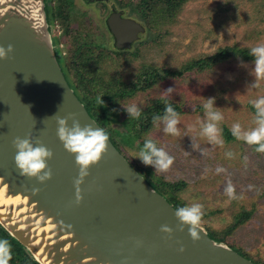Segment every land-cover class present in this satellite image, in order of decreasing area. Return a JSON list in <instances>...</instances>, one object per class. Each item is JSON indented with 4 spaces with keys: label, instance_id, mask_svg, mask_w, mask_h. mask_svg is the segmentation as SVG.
Instances as JSON below:
<instances>
[{
    "label": "water",
    "instance_id": "water-1",
    "mask_svg": "<svg viewBox=\"0 0 264 264\" xmlns=\"http://www.w3.org/2000/svg\"><path fill=\"white\" fill-rule=\"evenodd\" d=\"M47 7L46 0H0V46H13L0 59V226L38 264H262L211 237L202 224L193 242L187 227L177 228V207L110 137L80 185L83 200L75 202L79 169L57 136L56 117H69V126L73 119L103 126L75 91ZM112 20L120 47L143 31ZM130 29L135 38L127 36ZM29 135L53 151L52 178L44 183L22 176L15 164L13 140ZM165 224L173 229L170 239L160 231Z\"/></svg>",
    "mask_w": 264,
    "mask_h": 264
},
{
    "label": "rangeland",
    "instance_id": "rangeland-1",
    "mask_svg": "<svg viewBox=\"0 0 264 264\" xmlns=\"http://www.w3.org/2000/svg\"><path fill=\"white\" fill-rule=\"evenodd\" d=\"M176 1H179L178 7L170 9L164 0H149L152 4L145 12V18L140 0H134L137 12L130 11L129 14L136 21L143 22L145 32L129 50L114 49L104 30L99 37L96 36L98 44L92 52H88L94 60L85 69L82 68L84 63H81L83 52L72 55L74 45L67 50L65 68L74 86L80 81L79 70L83 71L81 76L85 79L93 76L99 78L93 88L102 100L113 104L108 112L111 118L108 127L119 130L116 140L122 146V152L131 163L148 167L155 178L162 176L167 181L185 180L187 184L179 193L181 205L202 204L203 212L207 215L201 224L208 231L216 230L219 236H223L236 221L237 215L239 218L243 212L251 211V216L222 241L240 253L239 249H242L251 256L249 258L263 264L264 155L243 141L226 140L223 131V146L209 143L200 132L205 120L203 105L209 97H215L214 106L224 116L219 125L222 130L225 126L231 129L237 122L245 129L252 127L255 112L250 101L264 96V80L259 82V87H252L253 60L239 55L220 60L206 70L189 69L180 75L169 74V71L182 70L187 63L209 57L221 47L236 44L251 49L264 43V0ZM46 2L51 7L57 0ZM113 2L111 7L120 5L119 0ZM70 12L71 21L89 30L98 22L99 14L84 0H72ZM61 25L54 24L59 41ZM78 29L83 31L80 27ZM91 32L94 33L93 30ZM57 54L59 60L62 59L59 49ZM241 61L243 67L240 66ZM149 74L148 79L139 78ZM151 82L152 86L142 90L143 84L150 85ZM169 88L173 89L171 93L166 92ZM125 89L131 95L119 98L115 92ZM159 96L168 97V102L179 106L181 111L179 136L165 134L162 124L159 128L154 126L145 135V138H153L158 146L164 147L175 158L166 173L157 174L153 166H145L135 157L141 149L139 144L142 140L135 138L132 145V140H125V128L131 129L132 124H123L122 120L128 114L124 105L136 104L142 110ZM116 113L117 121L112 119L117 117ZM227 152L233 156H226ZM219 167L226 169V172L217 173ZM229 181L234 185L236 195L242 199L230 200L225 194ZM249 185L253 187L249 188Z\"/></svg>",
    "mask_w": 264,
    "mask_h": 264
},
{
    "label": "clouds",
    "instance_id": "clouds-1",
    "mask_svg": "<svg viewBox=\"0 0 264 264\" xmlns=\"http://www.w3.org/2000/svg\"><path fill=\"white\" fill-rule=\"evenodd\" d=\"M50 23L52 24V22ZM138 24L143 30L145 29L142 21ZM54 29L55 26L53 24L52 32L55 34ZM60 46L64 59L62 41ZM12 51L13 46L11 44L8 45L7 49L0 46V59H7L8 53ZM249 55L254 58V69L251 72L254 76V81L251 86L259 87V82L264 80V43L252 47L249 51ZM240 66H244L243 61H241ZM172 90V88H169L166 92L171 93ZM103 103L104 101L100 98L99 104L102 105ZM250 103L255 109L252 120L253 126L245 129L237 122L231 126L230 130L236 140L254 146V150L257 153L264 154V96L254 99L250 101ZM214 104L215 97H209L207 98V103L203 105L205 120L201 124L200 134L205 137L209 143L223 146L222 129L219 125L220 122L224 120V116L220 111L216 110L217 108ZM124 107L129 114V118L138 119L140 117L141 109L136 104L124 105ZM56 119L58 123L57 136L63 143L64 148L75 156V163L79 169L78 176L73 181L76 189L75 202L79 204L83 200L80 185L84 182L85 177L90 174L89 169L93 165L99 163L103 155L108 151L109 133L100 127L93 128L91 125L81 126L80 122L75 119H73L72 125L69 126V117L57 116ZM152 123L156 128H159L162 124L165 134L172 136L180 135V130L178 128L180 114L167 102V98H165L163 115L153 116ZM13 146L16 149L14 158L15 164L22 176L28 178L34 177L41 183L52 178V170L48 165V161L53 157V151L51 149L40 141L34 144L31 135L26 138L17 136L13 140ZM225 155L228 157L233 156L231 152H227ZM135 157H138L145 166H153L157 174L166 173L173 165L175 159L164 147L158 146L151 137H147L144 140L143 147ZM216 172H226V169L219 167L216 169ZM252 187V185H249V188ZM224 191L230 200L242 199L241 196L236 195L235 187L230 181ZM203 215V205L200 203H192L189 206L178 207L175 209V216L178 221L177 228L183 231L184 228L187 227L193 242L198 241L201 238L200 225ZM160 231L167 234L166 239L172 237L173 229L167 224L161 225ZM136 243L140 245L142 241L137 240ZM179 250L183 252L184 248L181 247ZM11 259V244L6 239H0V264H10Z\"/></svg>",
    "mask_w": 264,
    "mask_h": 264
},
{
    "label": "trees",
    "instance_id": "trees-1",
    "mask_svg": "<svg viewBox=\"0 0 264 264\" xmlns=\"http://www.w3.org/2000/svg\"><path fill=\"white\" fill-rule=\"evenodd\" d=\"M164 1H166V3L168 4V8L170 7V9L176 8L179 5L178 4L179 1L177 2L176 0H164ZM71 3H72L71 0H57V3H54L50 7V3L48 2L47 13H48L50 22H52L51 20L55 19L60 24L67 25L69 27V24L71 23V20H72V14L70 12ZM139 4L141 6L142 15L146 18L147 13L145 12L149 10V7L151 6L152 3H150L149 0H140ZM72 36L74 38L69 39V40L65 38V45H67L66 49L69 51L70 48H72L71 46L74 45L75 50L73 51L74 53L72 54L73 56H76L80 52H83V54L81 55V58H82L81 63L82 64L84 63L82 68L85 69L87 64L88 63L90 64L91 61L94 60V58L92 56H89V53H88V52H92L91 50L94 48V43L91 40H88L87 37H84V32L81 29H77V32L75 34H72ZM71 42H73V44H70ZM249 51L250 49L238 47L236 44H234L233 46L221 47L213 55L206 57V58L197 59L196 61L189 62L186 64V66L182 70H178L174 72L169 71V74L180 75L181 73H183V71L189 70V69L206 70L208 68H211L214 63L220 60L227 59L231 56H235V55L242 56L244 59L253 60L254 58L251 55H249ZM70 70H72L71 67H70ZM84 71H87V70H84ZM82 72H83L82 70L78 71L80 81L78 85L74 86L76 93L78 94L80 99L86 104V107L89 110L90 114L103 126V128L109 133V137L112 139L114 144L122 151V146L116 140L117 133H120L118 132L119 130L118 129L114 130L108 127L111 121V118L109 117L108 112L111 111L113 104L110 102L107 103L106 99H103L104 103L102 105L99 104L100 95L93 88L97 84L99 78L96 76H93L90 79H85L83 76H81ZM142 77H144V79H148L150 77V74L147 76H143V75L139 76V78H142ZM88 82L89 84H87ZM152 83L153 82H151L150 85L143 84L142 90H147L148 87L153 85ZM109 84L111 85V81H109ZM115 93L118 94L119 98L120 97L125 98L126 96L131 95V92H129L127 89L123 91H117ZM111 96L113 97V95ZM165 98H167V102H168V97L166 96H159L157 98H153L151 102H149L148 105H146L145 108L141 110V115L138 119L129 118V114H127V116L122 120L123 124L128 125V123L130 122H131L130 124H132L131 129L130 127L125 128V137H124L126 138L125 140H130V141L132 140L130 143L131 145L134 142L135 138L136 139L141 138L142 142H140L139 146L141 148L143 147L144 140L146 139L145 138L146 133L151 131L154 127L152 123L153 116L163 115L164 107H165ZM170 104L178 113L181 111L179 106H176L172 102ZM252 110L255 112V109L253 108V106H252ZM116 115L117 117L112 118L115 121L118 120V113H116ZM129 130H132V132L128 133L130 132ZM222 131H223V135L226 137V140L228 141L235 140V137H233L231 130L227 126H225ZM129 134H132V136H130ZM252 148L254 150V146H252ZM132 164L140 172H142V174H144V176L148 179V181L158 191L166 195L169 201L172 202L175 205V207L177 208L183 207L181 205L179 193L184 190L187 184L185 180L167 181L162 176H157L155 178L150 174L148 167H140L136 163H132ZM206 215L204 213L203 218H205ZM238 216L239 215H237L236 221L226 229V233L223 236H219V233L216 230H210L209 233L211 237L218 239V240H224L225 236L228 233H230L238 225L243 223L246 219H248L251 216V211L243 212V214H241L239 218ZM0 230L2 231L0 232V235H3L5 237L7 236L9 239H11L12 242L19 245V247L21 246L20 243L17 240H15L12 236H10L1 226H0ZM239 250L242 252L243 255L251 257L248 253H245L242 249H239ZM35 263L38 264L37 262Z\"/></svg>",
    "mask_w": 264,
    "mask_h": 264
},
{
    "label": "flooded vegetation",
    "instance_id": "flooded-vegetation-1",
    "mask_svg": "<svg viewBox=\"0 0 264 264\" xmlns=\"http://www.w3.org/2000/svg\"><path fill=\"white\" fill-rule=\"evenodd\" d=\"M84 2H87L88 5L91 6V8H93L96 13L99 14L97 16L98 22L96 24H94L95 27H93V29H91L94 31V33L91 32V30H89L88 28L81 26L79 24H76V22H73V21H71V23L69 24V27L67 26L66 28L62 27V25L60 24L62 31L60 32L59 38L62 41V45H63L62 49L64 50V59L62 60L63 64L66 63V59H67L66 54L68 56V52L66 49L67 45H65V38L67 40L72 39L71 35L75 34L76 32H74V31H76L79 27L83 29L84 37L89 38L94 43V46L98 44V42H97L98 38L96 36L99 37V35H101L103 33V31L105 30L106 33L108 34V36H107L108 41L113 44L114 49H116V50H119V49L120 50H125V49L129 50L138 41V38L140 37V35L143 32H145V29H144L141 33H137V36H135L136 39H134L130 42L131 43L130 47H120L118 45L117 35H116V33L113 29L112 23H111V21H113L112 18H115L117 21L126 19L127 21H132L133 23L138 24L139 22L135 20L134 16L129 14L130 11L137 12L136 5H138V1L135 5L134 0H119V3L121 6L118 5V7L116 5H113V7H111L112 4L114 3L113 0H84ZM100 13H101V15H100ZM51 21H52V25L53 24H59V22L56 21L55 19H53ZM127 24L128 23L122 22V24L120 26L123 25L125 28V27H127ZM54 30H56V27ZM127 31H128V29H127ZM133 33H134L133 30L131 31V29H130V35L127 33V36H129L130 38L134 37ZM125 39H127V37ZM70 44H73V42H71ZM106 48H108L107 45H106ZM64 67H65V64H64ZM0 232H2V231L0 230ZM4 235H6V234H4ZM0 239H6L11 244L12 259L10 261V264H36L35 263L36 261L33 258H31L29 255L27 256V253L23 249L22 246L19 247V245L12 242L11 239H9L7 236L5 237L3 235H0Z\"/></svg>",
    "mask_w": 264,
    "mask_h": 264
},
{
    "label": "bare ground",
    "instance_id": "bare-ground-1",
    "mask_svg": "<svg viewBox=\"0 0 264 264\" xmlns=\"http://www.w3.org/2000/svg\"><path fill=\"white\" fill-rule=\"evenodd\" d=\"M15 201H17V200H15Z\"/></svg>",
    "mask_w": 264,
    "mask_h": 264
}]
</instances>
